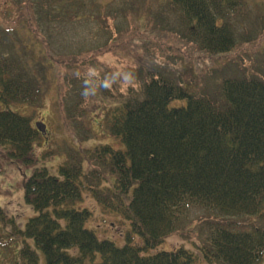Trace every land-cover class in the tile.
Returning <instances> with one entry per match:
<instances>
[{"label": "trees", "instance_id": "trees-1", "mask_svg": "<svg viewBox=\"0 0 264 264\" xmlns=\"http://www.w3.org/2000/svg\"><path fill=\"white\" fill-rule=\"evenodd\" d=\"M0 1L13 8L4 19L17 16L20 27L40 38V62L68 86L82 139L94 133L91 111H101L105 132L120 144L71 148L56 172L36 159L44 136L18 105L41 104L46 76L28 70L27 54L15 58L4 50L13 31L0 34V145L12 161L33 167L24 198L36 214L18 229L24 244L17 264H199L196 249H159L176 233L196 237L213 264L264 258V50L254 62L255 32L241 29L250 16L245 2L168 0L164 8L182 30L163 29L179 34L182 49L190 50L159 49L138 31L142 55L119 70L99 61L103 51L55 48L84 21L111 38L108 16L93 2ZM207 59L211 65H196ZM86 192L120 223L130 222L126 245L87 226L94 214L82 206ZM197 209L201 215H193Z\"/></svg>", "mask_w": 264, "mask_h": 264}, {"label": "rangeland", "instance_id": "rangeland-1", "mask_svg": "<svg viewBox=\"0 0 264 264\" xmlns=\"http://www.w3.org/2000/svg\"><path fill=\"white\" fill-rule=\"evenodd\" d=\"M85 1L89 5L93 2L95 4L93 5L94 7L99 6V14L104 18L108 16L107 26L109 31L115 33L110 38L108 34L100 31L98 24L97 28H95L91 25L92 23L84 24L88 22L84 21L78 29L70 32L66 36V39L61 38L56 41V50H61L62 47L63 53L85 52L87 49L88 53H100L103 51L104 53L102 52L103 54L99 58L100 62L113 69L123 70L128 66L135 65L136 58L142 55L144 45L138 31L147 32L146 37L143 38L144 42L148 39L152 45L158 46L159 49L164 46L173 47L177 55L179 51L178 48L174 47L175 45L179 48L181 47V54L186 50L189 51L191 48L186 47L182 49L183 44L181 41L184 43L186 40L177 33L170 35L172 31L165 30L167 27L178 32L182 30L181 28H176L174 22L175 16L164 8L168 0ZM242 1L248 6L245 16H247L249 8L250 16L248 21L241 26V29H246L251 34L255 32L251 39L256 41L255 49H257V52L253 57V61L256 62L260 48L264 50V0ZM243 2L240 0V5L245 6ZM7 11H13V8L7 7V5L0 1V34L4 35V30H11L15 33L7 34L10 42L3 46L4 50L6 52L11 50L15 58L23 59L24 55L27 54L28 70L31 73H36L40 69L46 76V80L41 87L43 91L41 104L39 106L18 105L19 111H23L24 115L29 116L35 121H42L47 124L46 135H43L44 138L40 144H36L35 158H40L41 163H44L51 172H56L57 167L67 159V153L71 148L84 149L100 143H112L115 146H119L120 144L117 139L115 140L105 132L103 119L100 118L102 117L100 115L101 111L95 114L94 111H91L88 127L89 129L93 128L94 133H91L87 139H82L83 134L75 129V124H72L75 121V112L71 111L70 103L72 96L68 92V86L64 85L63 79L56 78L52 67L42 65L40 62L42 58L40 56H44L45 54L39 41L40 38L36 39L34 33L25 29L26 25L20 27L16 18L17 16L13 17V15L9 16L8 20L4 19L2 13ZM124 14H126L125 17ZM85 15H83V18L86 20L89 16ZM96 22L98 21L96 20ZM115 24L119 28L117 30H120L123 34L116 33ZM90 32L92 33L91 35ZM252 49H254V46H252ZM31 51L33 52L31 53ZM196 65L198 67L211 65V60L207 59L205 63H196ZM221 67L222 64L216 67L218 73L221 72ZM226 70L227 68H223V73L221 74L226 73ZM43 73L38 74L39 78H41ZM48 151L50 153H47ZM6 154L3 146L0 145V208L2 209V211L0 209V241L8 243L3 248V253L0 251V257L7 261L6 264H17L18 262L15 260L14 255L23 244V238L19 234L18 229H24L28 219L34 214V210L25 202L23 197L24 180L26 177L22 175L26 174L28 177L32 173L33 167L28 168L22 161H12ZM82 206L92 210L94 217L87 226L89 228L94 227L100 238L113 240L118 246H124L130 241L128 237L131 229L129 221H126L124 224L120 223L119 220L122 219L107 211L105 212L102 205L87 192L84 194ZM202 210H192L195 211L193 215H201ZM135 239L137 238L132 235V240ZM194 241L199 243L196 237L190 240L176 233L167 237L159 249L170 251L185 245L199 252V264H213L203 258L202 251L195 246ZM16 258L18 259L19 257ZM257 264H264V258Z\"/></svg>", "mask_w": 264, "mask_h": 264}, {"label": "water", "instance_id": "water-1", "mask_svg": "<svg viewBox=\"0 0 264 264\" xmlns=\"http://www.w3.org/2000/svg\"><path fill=\"white\" fill-rule=\"evenodd\" d=\"M38 128L40 129V131L45 135L46 134V125L44 123H37Z\"/></svg>", "mask_w": 264, "mask_h": 264}]
</instances>
